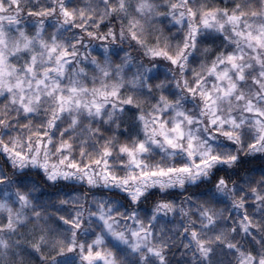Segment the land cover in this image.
I'll use <instances>...</instances> for the list:
<instances>
[{
	"label": "snow or ice",
	"instance_id": "1",
	"mask_svg": "<svg viewBox=\"0 0 264 264\" xmlns=\"http://www.w3.org/2000/svg\"><path fill=\"white\" fill-rule=\"evenodd\" d=\"M0 264H264V0H0Z\"/></svg>",
	"mask_w": 264,
	"mask_h": 264
},
{
	"label": "clouds",
	"instance_id": "2",
	"mask_svg": "<svg viewBox=\"0 0 264 264\" xmlns=\"http://www.w3.org/2000/svg\"><path fill=\"white\" fill-rule=\"evenodd\" d=\"M74 183V182H73Z\"/></svg>",
	"mask_w": 264,
	"mask_h": 264
}]
</instances>
